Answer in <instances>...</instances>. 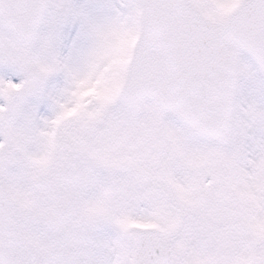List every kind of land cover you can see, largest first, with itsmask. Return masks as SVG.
I'll use <instances>...</instances> for the list:
<instances>
[{
    "label": "snow or ice",
    "instance_id": "6c2138e0",
    "mask_svg": "<svg viewBox=\"0 0 264 264\" xmlns=\"http://www.w3.org/2000/svg\"><path fill=\"white\" fill-rule=\"evenodd\" d=\"M0 264H264V0H0Z\"/></svg>",
    "mask_w": 264,
    "mask_h": 264
}]
</instances>
